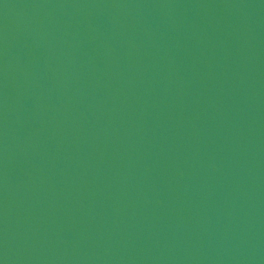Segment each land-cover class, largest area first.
I'll use <instances>...</instances> for the list:
<instances>
[{
	"label": "water",
	"instance_id": "95a60500",
	"mask_svg": "<svg viewBox=\"0 0 264 264\" xmlns=\"http://www.w3.org/2000/svg\"><path fill=\"white\" fill-rule=\"evenodd\" d=\"M0 264H264V0H0Z\"/></svg>",
	"mask_w": 264,
	"mask_h": 264
}]
</instances>
